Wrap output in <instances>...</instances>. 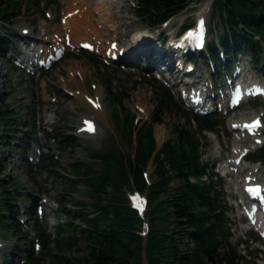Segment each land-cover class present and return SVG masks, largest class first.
Masks as SVG:
<instances>
[{"label": "rangeland", "instance_id": "obj_1", "mask_svg": "<svg viewBox=\"0 0 264 264\" xmlns=\"http://www.w3.org/2000/svg\"><path fill=\"white\" fill-rule=\"evenodd\" d=\"M18 1L23 4L17 10V7H19ZM18 1L16 0V4L12 7L14 8V14H10L7 19L0 18V34L9 35V38L11 37L9 47L12 49L17 47L19 53H22L23 45L18 44V36H22L20 35V27L27 28V35H37V42H40L43 35L50 36L51 32L60 34L62 23L59 17L68 8L73 7L72 2L75 0H40L38 5L35 4L34 0H27V4L30 6L29 9L24 7V0ZM206 2L208 0H189L185 7L173 15L166 24L151 27L147 26L148 24L142 17L135 14V0H122L120 5H114L113 8H115H112V13L114 17H118L115 19L118 28L114 33L112 31L104 32L110 35L106 34L104 36L103 33L105 46L108 45L111 36L124 44L131 40L135 32H151L152 36L151 41L139 44L134 50L127 51L126 46L123 45L125 56L120 58L121 61H110L106 57L102 58V53L100 55L99 52L84 50V52L92 54L95 60L98 59L105 65L100 62L92 64L83 54V51L73 47L66 50L58 60L44 71L38 69V72L31 75L21 68L13 67L11 65L13 61L10 58L0 55V91H5L2 94V101L8 104L12 118L18 121L16 128L9 130L13 133V135L11 134L12 143L7 146L6 143L0 141V162L4 167L0 173L3 180L0 183V193H5V189L9 190L10 188L20 190L18 191L19 194L11 199V202L13 208L19 207L18 214L21 221L19 228L23 230V233L17 232L19 228L12 222L7 223L6 230L0 224V238L3 239V241L0 239V253L8 254L9 264H22L29 258H31L30 264H58L59 261H63L62 256L68 257L71 253L84 252L83 242L79 239L77 230L63 224L65 218L61 206L78 207V205H74L75 202H82L85 206H89L88 204L91 202V198L86 193L85 186L80 179L76 180L79 182L77 187H74V184L71 186L68 181L70 178L75 179L71 174L70 166L78 161L87 164V161L90 160V165L99 168L101 163L91 160L89 154L94 151H103L105 147H113L122 152L129 151L126 142L127 133L121 132L116 125V120H119L120 115L115 114L113 111L111 114L108 107L104 93V80L107 77L111 91L118 93L117 98H122V107L117 106L114 102H109L114 109H121V115H127L128 117L130 111L133 116L151 118L153 90L157 91L159 84L166 87L179 108L182 107L188 111L178 96L176 85L171 84L169 79H165L171 73L170 66L175 63L176 59L172 60L170 57L161 56L164 59L163 66H166V64L168 66L166 70H162L161 63L159 64L161 68H159L157 57L159 52L154 48V45H157L154 35L161 29L166 31L167 36L176 32L181 23L192 21ZM45 12H49L51 16L48 17ZM204 14L207 18V39H209L211 37L209 29L214 28V33L219 34L222 24L215 14L213 17L209 16V8L205 9ZM94 15L93 13V18ZM111 18L113 19V16ZM79 20L83 21L82 18L75 21L78 22ZM41 29L44 31H40ZM27 43H30L29 39ZM262 45L264 47V41H262ZM9 52L10 50H7L6 54ZM262 56L264 64V51ZM198 57L197 72L209 75L210 69L202 61L203 58ZM248 63L243 76L264 80V71L254 65L252 66L249 61ZM148 64H153L158 68V71H162L160 73L164 79L158 78L156 71H148L145 68L148 67ZM78 71L80 73H77ZM71 72H73L74 77L71 76ZM171 74L175 77L173 80L179 79L175 72ZM151 75L155 78L152 79ZM182 84V81H179V86ZM78 90H86L91 94H94V92L100 93L103 108L100 110L101 114L95 113L94 117L92 116L97 126V132L93 134H82L76 131L77 126L80 124V116L91 117L90 108L79 99ZM260 101H262L261 98L245 101L228 114L221 111L211 113L221 122L214 131L197 132L199 149L202 153L201 159L206 161V164L208 163L210 170L217 172V180L221 182V192L227 204L226 224L230 227L231 233L227 239L234 245L238 238L243 239L241 243L235 246L240 253L249 254L250 259L255 257V262L250 264H264V243L254 237V232H247L245 225L239 220V213L235 206L237 195L233 197L230 194L232 190L229 182L230 178L220 174L218 164L222 161L225 153H229L230 147L234 144L235 135L228 128V122L237 118L248 119L257 112H263L264 118V106L259 103ZM48 117L50 118L48 119ZM176 121L182 122V118L178 119L175 114L164 113L160 122L152 123L156 146L159 145L162 139L172 135L171 124ZM193 122V120H190V127L192 128L194 127ZM55 127L60 128L59 130L64 133L63 135L67 138L65 141L58 142L57 137H51ZM2 132H4V128L0 123V133ZM262 136V142L264 143V131ZM255 147L257 145L250 148V151ZM44 157H47L48 161L42 162ZM241 163L245 166V168H242L243 165L241 164V167H239L242 170L237 173L241 183L243 182V176L250 174L245 173L250 167H256L257 169L253 173L264 180L263 162L245 159ZM144 171L146 172L145 180L149 185L154 177L153 163L147 161ZM241 175L242 178H240ZM12 177L15 178V182L9 181ZM237 183L240 190L241 183ZM128 190L131 191L132 189ZM124 192L128 202L127 191ZM142 192H144L147 200L144 209L145 215L149 197L145 189ZM164 196L165 193L161 194V198H164ZM32 197L38 198L39 202L47 198L46 203L51 207L46 209V206L42 204L41 212H25L26 210L23 208L29 206V200ZM85 211L90 212V206ZM145 220H147V224L144 223L143 225L145 230L157 228L165 223V221L158 219L150 224L146 215ZM41 228H44L50 235L58 234L62 240L74 241V248L66 249L64 252L56 250L42 254L41 247L33 248V242L36 241L37 237L40 238ZM133 230L140 235L142 230L141 221ZM17 234L21 236L17 237ZM28 239H31L32 242L28 243ZM68 264H78V262L73 260L69 261Z\"/></svg>", "mask_w": 264, "mask_h": 264}, {"label": "trees", "instance_id": "obj_2", "mask_svg": "<svg viewBox=\"0 0 264 264\" xmlns=\"http://www.w3.org/2000/svg\"><path fill=\"white\" fill-rule=\"evenodd\" d=\"M38 1L34 0L35 4ZM188 2L189 0H135L134 10L147 24L154 25L183 9ZM15 4L16 0H0V17L7 19L10 14H14L12 7ZM24 4L30 8L27 0H24ZM21 5L22 3L18 4ZM214 14L219 17L222 28L219 34H215L214 28H210L212 37L206 45L209 57L217 62L219 68L222 67V61L215 51L217 40L227 56L226 66L233 50L248 52L251 62L257 63L262 50L260 41L264 39V0H212L211 16ZM8 37L9 35L0 34L1 55ZM87 57L93 64H97L91 56ZM104 86L108 102L121 106L122 98H117L118 93L111 91L107 77ZM4 92L0 91V123L4 128V132L0 133V141L9 146L13 140V133L9 130H14L18 121L12 118L8 104L2 101ZM111 107L116 114L117 109ZM164 113L175 114L178 119L182 118V122H173L172 135L156 146L152 123L160 122ZM131 116L129 111L128 117L122 115L116 120L119 130L127 133L129 151L122 152L107 147L104 152L89 154L91 160L101 163L99 168L90 165V160L87 164L78 161L70 166L75 179L70 178L68 181L71 186L78 179L83 182L86 193L91 198L88 205L92 214L85 211L89 206L82 202L74 203L78 207L61 206L65 218L63 224L77 229L84 252L62 256L63 261L58 264H68L73 260L78 264H248L246 257L226 238L229 234L225 224L226 204L222 199L219 183L212 178L211 173L205 169V162L200 159L198 137L195 135L203 128H214L218 120L193 113L196 125L191 128L189 114L178 107L163 84H159L157 91L153 90L150 120L139 119L132 127ZM59 129H53L54 136L58 138V142L65 141L67 138ZM249 157L264 161V145ZM147 161L153 163L154 174L149 185L141 174ZM3 169L0 162V173ZM203 174H207V180L200 179ZM188 175L195 180H189ZM9 181L15 182V178L12 177ZM2 182L0 175V183ZM131 186L145 189L148 193L149 203L145 215L149 223L158 219L165 221L162 226L150 228L144 239L133 230L139 225L140 218L129 206L125 196L124 191ZM163 193L165 196L161 198ZM16 194H19L16 188L5 189V193H0L2 224L12 222L18 225L17 210L11 203ZM74 219L83 224L75 223ZM18 231L21 233V230ZM40 241L42 254L56 250L64 252L75 246L74 241L62 240L58 234L50 236L43 229L40 230ZM30 260L31 258L23 264H30ZM0 262L7 264L8 260L3 257Z\"/></svg>", "mask_w": 264, "mask_h": 264}, {"label": "bare ground", "instance_id": "obj_3", "mask_svg": "<svg viewBox=\"0 0 264 264\" xmlns=\"http://www.w3.org/2000/svg\"><path fill=\"white\" fill-rule=\"evenodd\" d=\"M122 2V0H75L74 2H72V6L68 8L64 14H62L61 16H63V19L61 20L62 25L61 27L63 28V32L68 33V36L70 37V42L72 44H74V46H77L79 41H84V42H92L93 45V49H95V47L98 49V51L100 53L103 54V56L105 57V50H109L110 44L108 43L107 46L104 45V39H103V33L107 32V31H112L113 33L116 32V28H118L116 26V21L115 19L118 18L117 16L114 17V14L112 13V8L115 5H120ZM208 2L204 3L203 6L201 7L202 11H205V9L208 7ZM115 8V7H114ZM113 8V9H114ZM93 13L94 18H93ZM201 14V13H200ZM51 16V15H49ZM111 16H113V19L111 18ZM79 18H82L83 21H75ZM94 20V22H93ZM101 27V28H100ZM109 34V33H106ZM104 33V36L106 35ZM110 35V34H109ZM151 35V32H135L131 38V40H129L127 43L125 42L122 43L119 41L118 46L120 47H124L126 46L127 51L131 50V49H135L139 44H145L147 42H149V37ZM81 36V37H80ZM48 37L44 36L42 39L45 40ZM49 39L52 41V43H55V40L57 39L56 36L51 35L49 36ZM113 39V37L111 38ZM110 39V40H111ZM111 43V42H110ZM150 44V43H149ZM124 45V46H123ZM46 46L45 43L42 42V44L38 43L37 47H44ZM139 48H141L139 46ZM29 49V47H28ZM45 50H51V46L49 47H44ZM157 54V52H156ZM158 65L162 63V66L164 64V59H162L161 55L158 54ZM29 57H27L25 60H28ZM167 64L166 66H163L162 70H166L167 68ZM159 68H161V65H159ZM156 70H158V68L155 67ZM162 73V71H159ZM77 73H80V71H78ZM71 76H73V72L70 73ZM74 77V76H73ZM78 95H79V99L83 102L86 103L89 108H90V113L95 115L96 114H101L100 110H102V104L100 101V93L99 92H94V94L89 93L86 90H78ZM97 116V115H96ZM82 117V118H81ZM50 117H48L49 119ZM89 118L90 116H80V120L82 119H86ZM246 118H240L238 120V122H241L242 120H245ZM237 120H230L228 122V125L230 124H234L236 123ZM83 121L82 123L80 122V126L83 125ZM94 127L96 125V121L94 120L93 123ZM79 131L83 132V134H87L88 132H84L83 130H81V128H78ZM94 130V128H93ZM95 131V130H94ZM236 133V130H235ZM238 133V132H237ZM258 139L255 140H251L249 142V144H246L245 142H242L239 146H232V152L230 154H228L224 160V162L222 164L219 165V168L222 169V171H228L231 174L230 178V182H231V187L232 190L235 193H240V190L243 187L244 183H250L251 181H249V179L251 177H253L252 174V170L248 176V178H246L245 181V177H243V182L241 183L240 186V190L238 187V181H240L239 179V175L237 174L238 171H240V167L241 164L239 166H237L236 164H234L233 159L235 157L240 156V151L243 148H247L249 145H255L257 144ZM220 156V155H219ZM227 158H229V160H227ZM243 165V164H242ZM242 168H245V166L243 165ZM248 179V181H247ZM240 196V195H239ZM42 203V202H41ZM43 204L46 206V209H49L51 206L48 203H44ZM48 207V208H47ZM0 246H1V242H0Z\"/></svg>", "mask_w": 264, "mask_h": 264}, {"label": "snow or ice", "instance_id": "obj_4", "mask_svg": "<svg viewBox=\"0 0 264 264\" xmlns=\"http://www.w3.org/2000/svg\"><path fill=\"white\" fill-rule=\"evenodd\" d=\"M202 25H203V21H201L200 22V26L202 27ZM87 123V125H88V130L89 131H92L93 129H92V125H91V123L90 122H86ZM256 126H258V121H254L251 125H245L244 127H248V128H255ZM247 191H249V192H255V193H259V191H260V189H259V187L257 186L255 189H253V188H249V189H247ZM142 206V201L141 202H139L138 204H137V207H141Z\"/></svg>", "mask_w": 264, "mask_h": 264}]
</instances>
